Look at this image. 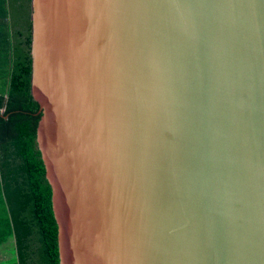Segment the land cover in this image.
I'll list each match as a JSON object with an SVG mask.
<instances>
[{
	"label": "water",
	"instance_id": "obj_1",
	"mask_svg": "<svg viewBox=\"0 0 264 264\" xmlns=\"http://www.w3.org/2000/svg\"><path fill=\"white\" fill-rule=\"evenodd\" d=\"M30 20L59 264H264V0H31Z\"/></svg>",
	"mask_w": 264,
	"mask_h": 264
},
{
	"label": "trees",
	"instance_id": "obj_2",
	"mask_svg": "<svg viewBox=\"0 0 264 264\" xmlns=\"http://www.w3.org/2000/svg\"><path fill=\"white\" fill-rule=\"evenodd\" d=\"M31 0H0V247L10 264H59L51 189L35 137L39 105L30 93Z\"/></svg>",
	"mask_w": 264,
	"mask_h": 264
},
{
	"label": "crops",
	"instance_id": "obj_3",
	"mask_svg": "<svg viewBox=\"0 0 264 264\" xmlns=\"http://www.w3.org/2000/svg\"><path fill=\"white\" fill-rule=\"evenodd\" d=\"M16 259L14 240L0 247V264H10Z\"/></svg>",
	"mask_w": 264,
	"mask_h": 264
}]
</instances>
